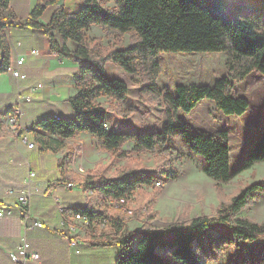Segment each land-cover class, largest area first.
<instances>
[{
    "label": "trees",
    "instance_id": "16d2710c",
    "mask_svg": "<svg viewBox=\"0 0 264 264\" xmlns=\"http://www.w3.org/2000/svg\"><path fill=\"white\" fill-rule=\"evenodd\" d=\"M10 1L0 0V73L12 65L7 34V28L12 25L44 29L50 37V52L79 64L74 73L78 91L70 98L75 116L42 118L38 135L56 134L64 140L89 132L98 137L103 150L119 159L147 151L168 157L161 172L128 166L115 177L104 179L97 187L104 198L124 205L138 187H151L161 179L178 178L180 172L171 163L185 157L201 158L202 170L219 185L217 215L196 216L162 229L149 222L156 216L153 206L158 190L146 203L147 221L137 230L126 228V213L108 215L93 205L76 208L77 214L89 218L87 227L97 221L109 222L112 232L101 236L104 243L121 246L116 264H197L200 238L217 224L229 225L234 238L254 241L264 236V221L238 215L264 191V181L240 188L229 200L220 186L238 172L264 160V129L242 165L233 171L230 132L194 128L180 115V112H192L205 99L214 102L226 115L247 112L250 101L236 94L235 88L254 72L264 74V0H82L76 10L67 9L63 4L57 7L49 23L42 22L41 17L58 0H39L25 22L5 20L3 11ZM110 2L114 5H109ZM93 25L101 26L107 35L130 33L132 41L127 47H113L101 53L89 41L88 31ZM70 39L76 43L75 49L68 45ZM165 52H223L227 55L228 75L213 85L179 84L174 93L158 83L163 70L160 55ZM109 61L116 62L133 77L141 76L143 92L165 107L167 118L160 128L125 132L107 126L110 107L99 98L108 96L123 101L131 90L125 79L107 75ZM178 137L183 142L182 148L177 147ZM129 141L133 142L132 149L123 150ZM71 161L70 153L60 161L64 176Z\"/></svg>",
    "mask_w": 264,
    "mask_h": 264
},
{
    "label": "crops",
    "instance_id": "0c3cea01",
    "mask_svg": "<svg viewBox=\"0 0 264 264\" xmlns=\"http://www.w3.org/2000/svg\"><path fill=\"white\" fill-rule=\"evenodd\" d=\"M38 1L11 0L3 17L7 21L25 22ZM81 2L58 0L47 7L41 21L49 23L56 8L62 4L76 10ZM7 34L11 66L17 65L18 58H24L21 70L25 77L19 79L9 70L0 73V209L10 213L0 216V264H15L11 253L24 240L40 253L39 259H31L28 264H116L121 246L104 243L101 236L112 230L104 231L106 223L99 221L86 227L82 219L76 218L75 209L93 205L100 210L95 203V194L107 203H116L104 198L97 187L104 179L118 174H114L117 167L112 165V158H119L103 150L98 137L89 132L64 140L56 134H37L42 118L75 116L70 98L78 91L74 73L79 64L52 54L50 37L42 28L12 25L7 28ZM88 34L93 46L97 38H105V32L97 25H93ZM68 45L72 49L77 46L71 39ZM97 45V50L104 51V46ZM34 49L39 52L33 53ZM39 84L42 86L38 87ZM28 96H31L30 100ZM105 97L108 96L99 98L102 104ZM16 106L21 108V114L14 127L7 118ZM30 142L35 145L30 147ZM67 153L71 154L72 161L64 176L60 161ZM31 171L36 172L32 181L29 178ZM69 182L76 185L71 187ZM24 191L31 195L28 205L20 199ZM27 207L28 212L23 213ZM36 220L44 225L35 226ZM73 239L79 240L80 244L73 246Z\"/></svg>",
    "mask_w": 264,
    "mask_h": 264
},
{
    "label": "rangeland",
    "instance_id": "374dc122",
    "mask_svg": "<svg viewBox=\"0 0 264 264\" xmlns=\"http://www.w3.org/2000/svg\"><path fill=\"white\" fill-rule=\"evenodd\" d=\"M109 5L113 6L114 3L110 2ZM92 34L96 35L97 32L92 31ZM104 35V39L97 38L96 45H92L104 46V51L100 50L101 53H106L113 47H127L132 41L130 33L118 36L106 33ZM160 60L163 70L158 83L161 88L168 87L174 93L179 84L213 85L217 79L228 75L227 55L223 52H165L160 55ZM106 66L109 77L125 79L131 87L129 96L123 101L111 97L102 98V102L110 107L109 125L125 132H146L160 128L167 118L165 107L143 92L142 77L126 74L114 61H109ZM235 93L247 97L250 101V107L243 115H226L209 99L203 100L190 113L180 112L182 118L194 128L225 129L230 132L233 171L242 165L264 129V74L260 72L250 74L246 80L236 84ZM176 144L178 148L184 147L180 137ZM132 147L133 142L129 141L122 149L130 151ZM112 159V165L117 167L114 171L116 174L128 166L161 172L168 157L165 154L147 151L130 153L121 159ZM171 165L179 170L178 178L161 179L160 184L157 182L151 187H138L124 205L111 201L107 203L97 194L94 195L95 203L100 211L108 215L126 213L128 230H137L147 221L149 211L146 203L155 190L159 191L153 206L156 216L149 222L157 229H162L173 222L189 221L200 215H217L220 204L219 185L202 170L201 158L185 157L172 161ZM261 180L264 181V160L238 172L230 181L220 183V186L229 200L240 188ZM238 215L259 222L264 221V191ZM104 223H106L103 226L104 231H111L109 222ZM227 239L232 241L229 242ZM200 241V257L197 264H264V236L254 241L234 238L229 225L217 224L211 226Z\"/></svg>",
    "mask_w": 264,
    "mask_h": 264
},
{
    "label": "built area",
    "instance_id": "2783aa9c",
    "mask_svg": "<svg viewBox=\"0 0 264 264\" xmlns=\"http://www.w3.org/2000/svg\"><path fill=\"white\" fill-rule=\"evenodd\" d=\"M33 53H38L39 51L37 49L32 50ZM24 63V58L20 57L17 59V65L15 67L11 66L9 68V71H11L13 73V75L19 79L24 78L25 74L22 73L21 70V66ZM42 84H39L38 87H41ZM28 100L31 99V96L27 97ZM17 107V114L11 115V117H8V123L11 126L16 127L17 126V122H18V118L21 114V108ZM107 126H110L109 124H107ZM35 145L34 142H30L29 146L33 147ZM36 176V172L35 171H31L29 174V178L32 181V179ZM76 184L74 182H69V186L73 187ZM30 193H28V191H24V193L21 195L20 199L24 204H29V200H30ZM28 207L26 209H23V213L28 212ZM10 213H8L5 209H0V216H9ZM79 217H85L86 219V215L80 214L79 213ZM34 225L35 226H40L42 227L44 225V223L40 220H36L34 221ZM75 225H73L74 227ZM71 244L73 246H77L80 244L79 240L77 239H73L71 240ZM78 252H80V250H77ZM11 257L13 259V261L15 262V264H28V262L31 259H39L40 258V253L34 251L33 249H31L30 243L27 240H24L22 244H20L17 249L15 251H13L11 253Z\"/></svg>",
    "mask_w": 264,
    "mask_h": 264
},
{
    "label": "bare ground",
    "instance_id": "6f19581e",
    "mask_svg": "<svg viewBox=\"0 0 264 264\" xmlns=\"http://www.w3.org/2000/svg\"><path fill=\"white\" fill-rule=\"evenodd\" d=\"M13 109V108H12ZM14 114H17V107L13 110V112L10 114L9 117H11V115H14ZM160 184V182H159ZM76 218L77 219H82L84 222H85V226L87 227V225L90 223V220L89 218L86 216V219L85 217H79V214L76 215Z\"/></svg>",
    "mask_w": 264,
    "mask_h": 264
}]
</instances>
